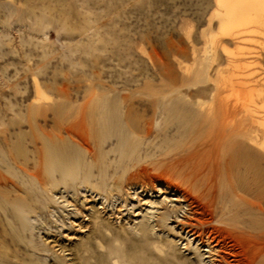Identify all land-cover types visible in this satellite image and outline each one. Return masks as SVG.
<instances>
[{
  "label": "rangeland",
  "instance_id": "obj_1",
  "mask_svg": "<svg viewBox=\"0 0 264 264\" xmlns=\"http://www.w3.org/2000/svg\"><path fill=\"white\" fill-rule=\"evenodd\" d=\"M219 13L215 0H0V137L4 131L10 146L30 152L29 139L33 133L29 120L32 123L35 118L41 126L45 122L49 130L52 111L57 108H107L108 123L98 126L101 134L98 136L106 139L114 135L125 142L131 137L124 134L126 117L118 115L119 110H132L129 117L136 121L150 118L158 136L144 140V151L154 155L145 158L143 150L140 154L132 153L131 164L129 158L124 163L118 157L111 158L108 183L118 192L116 183L123 187L127 177H142L141 168H147L150 175L156 174L160 166L158 149L160 152L165 149L166 140L174 149L187 140L184 132L193 126L194 120L185 116V110L195 112L199 104L208 106L211 95L221 97L213 101L214 105L222 104L223 100L228 106L256 110L264 123V23L248 24L235 29L234 35L225 36L220 32ZM155 109L158 114L152 117ZM161 111L166 113L160 116ZM135 114L143 116L137 119ZM201 129L204 134L206 127ZM135 135L140 142L141 134L139 138L138 132ZM122 147L120 140L105 144L104 150L120 152ZM11 148L0 146V159L2 154H14ZM62 148L59 146L53 152L60 154ZM117 164L119 168L114 172ZM3 165L1 174L9 176L10 172L14 180L19 176ZM172 181L182 185L180 180ZM3 189L0 187L4 196L1 199L0 193V264H51L57 260L51 251L44 250L52 246L51 239L74 252L79 239L87 236L88 231L79 227L87 223L82 215L68 218L64 211L66 226L61 228L56 212L50 213L55 210L46 211L39 203L36 206V202L32 204L40 207L41 212L29 215L30 224L25 221L29 224L27 229L24 219L12 218V207L17 201L8 188ZM62 191H57V197ZM82 192L75 202H81L77 207L88 215L89 211L83 208L88 210L93 202H82L83 195L90 193ZM112 194L105 203L102 195L95 198V206L101 202L105 205L104 218L122 205L121 199L116 200ZM146 197L160 201L163 196L148 193ZM132 204L137 205L133 212L138 211L137 201L128 199L126 208H120V218L115 213L107 220L87 254L88 262L78 257L71 262V257L66 256L61 263L167 264L164 256L153 250L132 247V242H138L132 234L123 235L131 232L130 226L137 218L133 216ZM72 209L69 206L65 210ZM260 218L264 219V215ZM23 227L26 230L20 229ZM241 230L243 234L250 231L252 237L258 233L254 229ZM166 234L165 231L163 236ZM174 236L175 233L169 232V237L177 241ZM184 243L178 245L181 262L177 259L179 262L175 260L173 264H186L182 259L191 256L192 251L182 248ZM111 246L115 248L110 258L107 252ZM59 251L56 253L60 258L67 253Z\"/></svg>",
  "mask_w": 264,
  "mask_h": 264
},
{
  "label": "bare ground",
  "instance_id": "obj_2",
  "mask_svg": "<svg viewBox=\"0 0 264 264\" xmlns=\"http://www.w3.org/2000/svg\"><path fill=\"white\" fill-rule=\"evenodd\" d=\"M215 3L221 12L220 32L225 36L234 35L235 29L248 24L262 26L264 23V0H215ZM217 96L211 95L209 105L199 104V107H195V112L185 110V116L194 120L193 126L184 132L187 140L181 145L177 143L179 146L174 149L168 145V139H165L168 146L161 148L164 149L162 152L158 149L160 166L155 170L156 176L148 174L147 168H141L142 177H127L123 187L115 182L116 187L120 189L118 192L111 184L113 182L110 183L113 187L108 183V167L113 163L111 158L118 157V161L124 163L132 153L138 154L140 150H146L144 140L158 136L153 132L150 118L142 117V121H136L129 117L133 114L132 110H119L118 115L126 117L124 125L122 124L126 127L123 132L131 137L125 142L114 135L106 139L98 136L101 135L98 126L108 123L107 108H57L52 111L53 121L49 130H46L45 122L41 126L34 117L32 123L29 120V128L33 133L29 139L30 152L20 149L21 152L15 146H10L5 132H1V148L12 147L15 153L2 154L0 165L6 164L3 166L7 170L10 168L16 175L19 174L14 180V177H10V172L9 176L0 172V187L5 188L2 191H7L8 188V192L13 194V199L17 201L12 207V218L21 221L24 219V222L27 219L30 224L29 215L41 212V208L36 207L39 204L46 211L49 208L55 210L49 212L52 215L56 212L61 228L66 226L65 217L62 215L64 211H67L65 214L68 218L82 215V219L87 223L79 227L88 233L86 237H79L74 252H70L56 239H51L49 242L52 246L44 250L51 251L58 263L65 262L66 256L71 257V262L77 257L82 262H88L90 257L87 254L91 251L92 243L97 241L96 236L102 233L104 224L115 213L116 218H120V208H126V201L134 199L139 204V210L133 212L137 207L135 204L131 205V210L137 218L130 226L131 232L123 234H132L133 239L137 238L138 242H132V247L153 250L164 256L165 263L173 264L177 259L180 261L178 245L185 241L182 248L192 251L191 256L181 258L186 264H264V233H259L264 232V219L260 218L264 215V123L259 120L256 110L248 106H228L223 100L222 104L214 105L213 101L215 103V100H221V97ZM216 103L218 104V101ZM155 112L156 109L152 117L157 116L158 113ZM38 113L33 112L34 115ZM165 113L161 111L160 116ZM45 114L43 111V117ZM141 116L143 115L137 116V119ZM203 127H206L204 134L201 133ZM137 132L138 138L140 134L142 136L140 142L135 139ZM120 140L123 143L120 152L104 150L105 144L120 143ZM163 143L165 144V141ZM59 146L63 148L60 149V154H55L53 150ZM144 154L145 158L154 155L147 151H144ZM128 161L131 164L132 160ZM119 164L113 168L114 172L119 168ZM203 176L206 178L203 179ZM174 179L182 181V185L185 183L184 186L174 184ZM60 190L63 191L57 197V191ZM80 190L90 192L84 193L82 197V202H93L88 210L83 208L84 211H89L88 215H84L80 211L81 207H77L81 206V202H75ZM110 193L116 200L121 199L122 205H119L115 213L111 212L104 218L107 213L104 203L108 201ZM148 193H158L163 197L157 201L147 198ZM101 195L104 203L95 206L96 196ZM1 199L4 200V196ZM5 201L9 202L10 199ZM142 205L146 208L141 209ZM69 206L73 208L70 212L65 210ZM172 223L175 225H170ZM214 223L222 226L218 227V224L216 226ZM29 224L25 222L24 225L27 228ZM241 228L254 229L258 233L252 237L250 231L243 234ZM29 230L27 231L30 232ZM164 230L167 236H163ZM169 232L175 233L174 237H178V240L170 238ZM156 233L158 234L154 237ZM238 233L241 235L236 236ZM108 248L107 254L111 258L115 247ZM58 250L67 253L60 258L59 253H56ZM57 261L52 260L51 264H57Z\"/></svg>",
  "mask_w": 264,
  "mask_h": 264
}]
</instances>
